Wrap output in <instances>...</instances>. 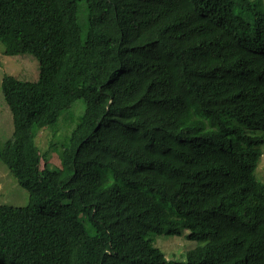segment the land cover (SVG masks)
I'll use <instances>...</instances> for the list:
<instances>
[{"label": "trees", "instance_id": "obj_1", "mask_svg": "<svg viewBox=\"0 0 264 264\" xmlns=\"http://www.w3.org/2000/svg\"><path fill=\"white\" fill-rule=\"evenodd\" d=\"M263 1L0 0L4 53L39 66L0 84L28 192L0 264H264ZM184 231L168 261L156 238Z\"/></svg>", "mask_w": 264, "mask_h": 264}, {"label": "rangeland", "instance_id": "obj_2", "mask_svg": "<svg viewBox=\"0 0 264 264\" xmlns=\"http://www.w3.org/2000/svg\"><path fill=\"white\" fill-rule=\"evenodd\" d=\"M264 10V1H263ZM4 76H13L17 80L34 82L39 77V66L37 60L30 55L7 56L4 53V47L0 43V84ZM78 107V106H77ZM75 115L83 112V103H79V107L73 111ZM58 130L57 143L63 145L66 143L69 133L68 130L60 126ZM12 134V118L10 111L5 104L0 90V144L4 142ZM42 149L40 148L38 142ZM36 144L41 152H46L45 132H43ZM52 163L59 166L57 155H53ZM257 179L264 183V146L262 147V157L256 170ZM28 202V192L20 187L10 176L6 166L0 162V206L10 205L15 207L25 206ZM188 231H184L179 236L161 235L155 240L154 245L160 249L168 261L184 262L187 251L195 248L197 243L190 241Z\"/></svg>", "mask_w": 264, "mask_h": 264}]
</instances>
